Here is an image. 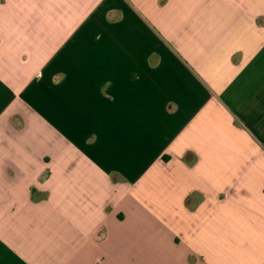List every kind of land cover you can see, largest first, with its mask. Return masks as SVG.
Instances as JSON below:
<instances>
[{
    "label": "crops",
    "instance_id": "crops-1",
    "mask_svg": "<svg viewBox=\"0 0 264 264\" xmlns=\"http://www.w3.org/2000/svg\"><path fill=\"white\" fill-rule=\"evenodd\" d=\"M0 264H264V0H0Z\"/></svg>",
    "mask_w": 264,
    "mask_h": 264
}]
</instances>
